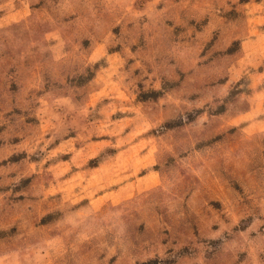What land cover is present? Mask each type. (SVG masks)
Segmentation results:
<instances>
[{"label":"rangeland","instance_id":"rangeland-1","mask_svg":"<svg viewBox=\"0 0 264 264\" xmlns=\"http://www.w3.org/2000/svg\"><path fill=\"white\" fill-rule=\"evenodd\" d=\"M0 264H264V0H0Z\"/></svg>","mask_w":264,"mask_h":264}]
</instances>
